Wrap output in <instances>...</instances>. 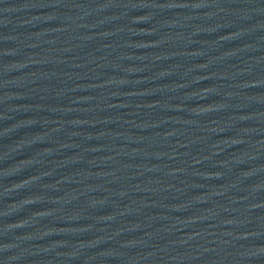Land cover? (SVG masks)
Wrapping results in <instances>:
<instances>
[{"label": "water", "instance_id": "obj_1", "mask_svg": "<svg viewBox=\"0 0 264 264\" xmlns=\"http://www.w3.org/2000/svg\"><path fill=\"white\" fill-rule=\"evenodd\" d=\"M0 264H264V0H0Z\"/></svg>", "mask_w": 264, "mask_h": 264}]
</instances>
